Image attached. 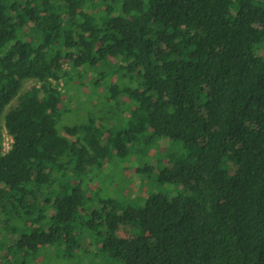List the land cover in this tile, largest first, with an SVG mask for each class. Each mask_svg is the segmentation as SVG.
Masks as SVG:
<instances>
[{"label":"trees","instance_id":"trees-1","mask_svg":"<svg viewBox=\"0 0 264 264\" xmlns=\"http://www.w3.org/2000/svg\"><path fill=\"white\" fill-rule=\"evenodd\" d=\"M3 129L0 264H264V0H0Z\"/></svg>","mask_w":264,"mask_h":264},{"label":"rangeland","instance_id":"rangeland-1","mask_svg":"<svg viewBox=\"0 0 264 264\" xmlns=\"http://www.w3.org/2000/svg\"><path fill=\"white\" fill-rule=\"evenodd\" d=\"M35 84L34 81H29L24 83L22 91L27 90L29 87H32ZM91 88L85 87L81 91H74L71 90L69 93H64V101L68 103L70 109L73 110H80L81 113H84L85 110L88 108H93L96 112L101 111L102 109H109L110 104H107L105 101V90L106 86L103 85L101 88L94 93L97 96L92 97L90 93ZM91 96V97H90ZM91 99V100H90ZM15 104V100L11 103V106ZM79 105V106H78ZM8 109V108H7ZM69 122L78 119L77 116H71L68 118ZM66 120V117H65ZM161 150L168 155L170 152L169 147L166 143L161 144ZM154 149L149 146H137L132 152V160L130 163H124V168L119 165L116 169L113 167L114 174L110 176L111 180L114 181L113 183L120 184L119 193L130 200H136L138 197H145L148 192V185L145 180H143L141 175L136 173L137 168H142L146 160L152 158L151 156L154 155ZM151 162V161H149ZM152 163V162H151ZM112 172V173H113ZM107 175L106 177L103 176L101 178V182H105L106 180L110 179ZM93 188L94 185H91ZM112 188L114 186L112 185ZM112 188H109L113 190ZM167 189V187H165ZM170 193V192H168ZM95 195L92 196V200H95ZM92 251H95L94 248H91ZM101 264V263H98Z\"/></svg>","mask_w":264,"mask_h":264},{"label":"built area","instance_id":"built-area-1","mask_svg":"<svg viewBox=\"0 0 264 264\" xmlns=\"http://www.w3.org/2000/svg\"><path fill=\"white\" fill-rule=\"evenodd\" d=\"M13 143L12 137L3 129L2 132V150L1 155H4L10 148Z\"/></svg>","mask_w":264,"mask_h":264}]
</instances>
